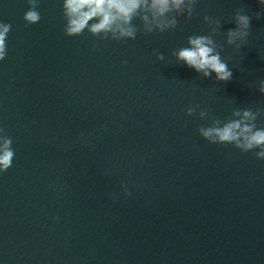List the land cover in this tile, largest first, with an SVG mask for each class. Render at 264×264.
Returning <instances> with one entry per match:
<instances>
[{
  "label": "water",
  "instance_id": "1",
  "mask_svg": "<svg viewBox=\"0 0 264 264\" xmlns=\"http://www.w3.org/2000/svg\"><path fill=\"white\" fill-rule=\"evenodd\" d=\"M62 4L39 0L26 26L28 0H0V127L15 149L0 173V264H264V160L198 132L202 109H264V6L198 0L173 30L144 34L137 18L136 39L114 41L67 36ZM237 9L252 17L239 52L225 38ZM205 15L221 21L228 82L171 55L209 34Z\"/></svg>",
  "mask_w": 264,
  "mask_h": 264
},
{
  "label": "clouds",
  "instance_id": "2",
  "mask_svg": "<svg viewBox=\"0 0 264 264\" xmlns=\"http://www.w3.org/2000/svg\"><path fill=\"white\" fill-rule=\"evenodd\" d=\"M198 0H63V16L66 21L65 34L69 37L80 36L85 30L101 40L127 41L134 40L139 31L133 23L141 21L144 34L154 32L164 33L173 30L178 25V17L191 19L196 13ZM264 6V0H259ZM29 8L23 19L27 25L36 24L41 20L38 10L39 0H28ZM261 13H256L260 19ZM249 16L244 9H237L234 22L236 27L225 32L226 44L233 46L239 52L250 35ZM204 23L208 25L209 34H193L187 37L186 47L174 49L171 55L177 63L185 64L194 69L202 78H211L215 74L218 82H228L233 77L228 61L231 56L222 57L224 46L213 38L221 29L220 19L205 15ZM11 25L0 22V61L7 55V37ZM96 45H93L95 50ZM160 61L165 60L163 53H156ZM127 63V61H124ZM258 91L264 94V79L260 81ZM199 105L189 106L186 115L196 114ZM264 109L240 108L234 109L231 117L221 120L209 114L208 109L199 111L201 120H210V126H200L199 135L212 144H231L242 153L253 150L258 159L264 160V127H257V118ZM12 138L0 127V173L6 172L13 165L15 149ZM125 195H131L128 186L121 184ZM115 200V194L113 195Z\"/></svg>",
  "mask_w": 264,
  "mask_h": 264
}]
</instances>
